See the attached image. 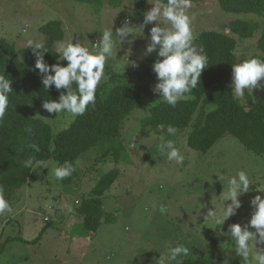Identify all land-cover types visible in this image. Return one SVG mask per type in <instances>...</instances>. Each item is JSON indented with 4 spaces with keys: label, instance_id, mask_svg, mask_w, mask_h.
Returning a JSON list of instances; mask_svg holds the SVG:
<instances>
[{
    "label": "rangeland",
    "instance_id": "1",
    "mask_svg": "<svg viewBox=\"0 0 264 264\" xmlns=\"http://www.w3.org/2000/svg\"><path fill=\"white\" fill-rule=\"evenodd\" d=\"M151 3L139 10L134 0H123L119 8L112 7L109 0L100 4L0 0V37L14 44L17 51L25 49L24 42L29 39L44 46L49 37L40 28L61 21L66 33L63 41L79 40L92 49L103 30L111 28L117 39L116 57L106 62V78L102 82L113 73L134 78L147 66L145 37L155 23L145 27L143 33L138 27L143 24L144 13L150 10ZM191 4L188 12L193 18L195 38L206 30L230 33L225 30L234 21L264 23V16L225 13L216 0H197ZM126 22H130L135 38L131 44L127 40L121 44L115 37V31ZM258 38L257 33L254 38L239 42L238 59L258 52ZM60 63L67 65V61ZM248 94L256 99L261 89L246 91L240 99L243 104L248 105ZM149 111L150 106H140L125 121L122 161L115 163L111 158L103 164L97 148L77 161V168L83 172L78 187H68L55 177L54 169L58 167L55 160L35 167L28 184L17 189L9 202L13 211L0 214V264H158L161 254L180 244L189 248L183 264H245L235 254L234 241L226 232L231 224L248 223L253 212L251 199L264 195L257 192L264 191V153L256 155L247 150L230 134L207 153L197 152L188 147L186 133L170 136L145 129L142 123ZM75 118L60 113L43 120L57 134ZM161 137L175 142L185 157L183 164L168 161L166 154L158 150ZM115 167L120 172L104 198L103 224L97 232L85 233L84 220L75 216L74 211L101 175ZM241 169L249 173L251 183L249 192L240 197L242 206L237 214L224 225H217L211 218L205 220L209 210H215L216 206L220 215L223 206L230 203L223 197L227 179L220 181L218 176H235ZM213 196L217 198L215 206ZM257 247L264 249V244ZM255 250L253 246L247 264H256Z\"/></svg>",
    "mask_w": 264,
    "mask_h": 264
},
{
    "label": "trees",
    "instance_id": "2",
    "mask_svg": "<svg viewBox=\"0 0 264 264\" xmlns=\"http://www.w3.org/2000/svg\"><path fill=\"white\" fill-rule=\"evenodd\" d=\"M77 3L100 4L104 0H74ZM123 0H109L110 5L119 8ZM197 0H191V3ZM137 9H144L153 0H134ZM149 2V3H148ZM220 10L230 14H253L264 16V0H216ZM49 37L43 46L47 53L45 61L60 63L55 44L63 41L65 30L61 21H52L40 28ZM230 33L214 30L202 31L194 44L203 47L208 57L206 69L200 83L187 99L178 101L175 107L162 101L152 88L156 75L152 65L156 53L147 56V66L136 77L113 73L102 82L96 93L95 105H89L82 116H76L68 128L53 134L52 127L43 119L50 116L42 105L45 100H57L60 91L45 90L41 74L35 68L36 55L30 48L17 51L14 44L0 37V74L12 80L13 91L9 94L8 108L0 117V186L3 195L10 202L15 191L28 184L39 163L55 160L58 167L65 161L72 162L75 171L63 180L66 186L78 187L82 180V169L77 161L91 150L97 151L106 164L114 158L122 161V142L125 121L140 106H150L149 115L143 120L145 129L159 130L168 135L169 125L180 134L186 133V143L191 149L207 153L226 134L235 137L247 150L264 153V88L261 95L253 99L247 95L248 105L231 94L232 64L253 57L264 60V23L234 21ZM257 33V50L241 59L237 50L241 40L254 38ZM238 37V39L236 37ZM264 85V80L260 82ZM75 89V85H73ZM37 145L39 152L30 145ZM35 158L32 167H24V161ZM120 170L115 167L101 175L98 182L85 196L75 216L83 218L85 233L97 232L105 216L104 198L117 182Z\"/></svg>",
    "mask_w": 264,
    "mask_h": 264
},
{
    "label": "clouds",
    "instance_id": "3",
    "mask_svg": "<svg viewBox=\"0 0 264 264\" xmlns=\"http://www.w3.org/2000/svg\"><path fill=\"white\" fill-rule=\"evenodd\" d=\"M149 3V2H148ZM150 10L144 13L143 24L138 28L144 32V28L155 23L151 27L144 55L156 53L157 59L152 65V71L156 75V83L152 88L154 94L162 101L175 107L181 99H187L188 93L197 88L203 71L206 69L208 57L203 47L194 44V29L192 16L188 10L191 8V0H153ZM130 22L115 31V37L122 44L124 41L132 43ZM228 32L229 30H225ZM132 37V40L128 38ZM117 39L114 31L105 28L99 40L94 43L92 49L73 39L60 41L55 50L60 56V61H67L64 66L61 63L49 65L44 54L47 53L43 44L26 40L24 48H30L36 55L35 68L41 74V83L45 90L55 87L61 91L58 100H45L42 107L49 114L69 113L73 116H82L89 105H95L98 86L105 77V65L109 59L116 57L115 48ZM131 50H129V53ZM127 56V55H126ZM264 80V60L253 57L239 63L232 64V86L231 94L234 99H242L245 92L253 93L256 89L264 88L260 82ZM12 80L0 74V117H3L9 104V94L13 91ZM75 85V89H73ZM177 129L171 125L167 127L168 135H175ZM134 146V145H132ZM30 147L39 152L37 145ZM161 153L166 154L168 161L183 164L184 155L171 139L165 140L157 145ZM35 163L34 157L24 161V167H32ZM75 168L70 161H65L54 169L55 177L63 180L73 174ZM219 177V180L227 179V191H223L226 203L220 215L212 198L215 210H209L205 220L214 219L217 225L225 222L236 215L241 208L240 197L249 192V173L243 169L235 176L228 178ZM264 194V191H257ZM253 212L248 223L231 224L226 232L232 241L233 249L237 256L241 257L245 264L249 260L253 246L255 253L253 259L256 264H264V249L258 248V244H264V195H256L251 199ZM13 209L3 195V187L0 186V214L12 212ZM250 229H255L251 231ZM189 255V248L185 244L169 247L167 254H161L158 264H183V259Z\"/></svg>",
    "mask_w": 264,
    "mask_h": 264
},
{
    "label": "crops",
    "instance_id": "4",
    "mask_svg": "<svg viewBox=\"0 0 264 264\" xmlns=\"http://www.w3.org/2000/svg\"><path fill=\"white\" fill-rule=\"evenodd\" d=\"M93 235V234H92ZM84 236H86V235H84ZM79 242H81V240H78Z\"/></svg>",
    "mask_w": 264,
    "mask_h": 264
},
{
    "label": "built area",
    "instance_id": "5",
    "mask_svg": "<svg viewBox=\"0 0 264 264\" xmlns=\"http://www.w3.org/2000/svg\"><path fill=\"white\" fill-rule=\"evenodd\" d=\"M121 24H124V22H121Z\"/></svg>",
    "mask_w": 264,
    "mask_h": 264
}]
</instances>
